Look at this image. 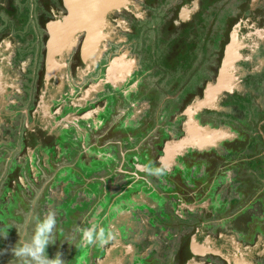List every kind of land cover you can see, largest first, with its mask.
Instances as JSON below:
<instances>
[{
  "label": "rangeland",
  "instance_id": "obj_1",
  "mask_svg": "<svg viewBox=\"0 0 264 264\" xmlns=\"http://www.w3.org/2000/svg\"><path fill=\"white\" fill-rule=\"evenodd\" d=\"M26 3H28L27 0H0V5L4 6V8H0V29L2 31L5 28L14 29L18 27V24L22 25L25 30L29 29L24 26L23 20H17L18 17L20 19L23 12L30 10ZM35 4L37 8L38 1ZM40 5L42 4L40 3ZM11 7L14 8V11L18 10L17 15L11 13ZM19 12L22 14L19 15ZM154 17L157 18V15L154 14ZM23 19H26V13L23 15ZM154 21L156 22V20ZM146 23L149 24V21ZM147 24L140 26V29L146 27V31L142 30V34L138 35L142 49L140 51L132 49L133 52L130 53V56L136 54L139 57L140 74L143 75L145 72V79L137 88L130 87L129 95L119 93V89H114L112 86L106 89V94H110L114 104L108 118L100 115L94 120L75 121L72 126H68L67 113L70 110L74 112V110L73 107L67 108L69 100L65 98L54 100L55 107L56 105L62 106V116L66 115L63 124L57 122L58 119H62V116L57 117V121H53V123L45 120L44 116L40 117L39 121L30 117V125L38 128L36 133H32L33 137L31 138L34 140L32 142L40 141L37 151L29 158L30 163L36 165V172H32L29 168V162L23 163L22 161V171L27 186H19L15 199L17 204L7 210L8 212L3 213L6 207L0 206V219L3 221L5 234L6 227L11 229L6 239H0V250L13 247L19 236L22 239L29 238L35 226L34 217H43L47 211L54 210L57 215V225L54 229L55 243L47 248L49 258H53L59 251L66 264H91L97 258L92 252L93 246L79 247L80 233L77 234V237H72L68 233L74 229L77 230L78 227H88L92 222V217L98 213L96 211L103 208L101 201L103 183L106 182L109 192L114 191V185L121 183L123 187L120 195H117L118 200L130 202L140 193L152 198L158 206L155 211L158 219L154 220V225H162L163 230L167 233L166 243H158L157 247L159 248L157 249L152 243L149 244L147 234L144 232L137 247L143 248L145 252L149 251V257L145 260L137 257L135 263L129 262V264H183L178 252L177 239L172 241V234H176V230L182 229L183 231L187 230L190 234L193 233V236H197L199 240L201 238L200 235L195 234L196 229H191L189 223L186 224V221L200 224L198 216L201 214H197L198 211L190 212L184 204L193 201L190 208L197 205V202L202 199L201 192L207 194L208 198H213L215 196L213 191L219 187L215 186L216 178L224 176V180H227L226 173L234 174L237 182L232 179L231 192H227V195L230 196L224 201L220 200L221 203L219 202V206L214 207L215 210L219 207L221 209L219 212L227 214L246 205L263 206L260 217L252 219L253 222L250 224L248 233H243L234 226V230L226 234L233 235L238 241L245 240L246 243H253L257 234L264 236V180L260 183L264 179V155L261 156L262 160L256 156L245 158V155H242L244 151L242 145H255L253 136L256 134V130L252 121L248 124L249 126H245L244 130L235 128L232 124L231 127H228L229 129L226 128L229 137L220 140L222 142L220 147L202 149L193 145L186 149L181 155L182 163L186 165L185 168L176 169L171 173L162 167V160L166 157L165 148H168L167 143L179 140L183 136L186 137L185 120H189L188 122L195 126V123H198L202 128L213 131L215 128H219L218 122H215L214 119L225 114L213 115L214 121L207 117L205 112L197 114L195 103L204 97L201 91H197L196 95L199 96L193 102H186V99L192 95L191 92L187 93L190 86L195 88L198 85V89L205 86L207 79L206 77L203 79L205 75L203 70L214 71V66L210 65L208 68V66L201 67L198 64H191L184 55L178 59L181 54H177L176 57L173 46L168 48V44L155 45V38L158 37V34L148 32ZM235 30V37H243L238 28ZM36 32L38 33V30L35 31V25H32L29 34ZM124 34L122 33V35ZM144 38L150 39V45L147 47ZM120 44H117L119 49L123 50L128 47ZM159 51H162L164 56ZM24 58L27 57L22 54L20 59ZM211 61L215 62V59H210L209 63ZM223 64L224 60L220 70L218 69L219 74ZM243 66L244 68L239 65L238 69L241 76L244 73L243 77L247 78L251 64L243 63ZM30 79L31 76L27 80ZM212 84H214L213 81L206 85L205 92ZM242 88L246 90V86ZM166 93L179 94V98H172L171 101H168V105ZM34 102H36V96L32 98V106H34ZM187 107L188 111L185 112ZM117 109L125 112V115L120 117ZM190 110H193V114L190 113ZM167 113L168 115H166ZM166 116H169L167 120ZM100 118L105 120H100ZM260 121L261 117L257 119V123ZM262 125L264 126V124ZM25 127L27 128L28 125L25 124ZM78 128H81V133L87 134V148H84L85 140L78 138ZM70 129H72L71 132H69ZM226 129L224 130L226 131ZM24 136H27V129H24ZM49 140L54 141L57 146L48 145ZM42 143L46 145L42 147ZM257 143L264 146L263 138L258 139ZM82 150L84 156H80ZM18 155H15L13 161L18 160ZM44 155L47 157L48 167H44L42 164ZM81 160L83 164H81ZM106 160L115 163L114 166L118 164V169L109 172L108 167L103 164ZM195 167L197 169H194ZM14 168L16 167L14 166ZM41 172H44L45 177H39ZM33 173H35V177H33ZM6 180L10 181L4 179L3 182L7 183ZM64 182L68 183L62 187ZM189 192H197V195L195 194L196 196L193 198ZM111 196L109 195L110 198ZM5 197V189L0 186L1 203L4 202ZM33 200L36 201L35 205L32 203ZM34 206L35 211L33 212ZM142 212L147 213L148 208H142ZM216 212L218 211H213L215 214ZM149 213L152 215L154 212L149 209ZM29 215L33 217L32 220H28ZM172 215L176 219L181 217L177 220L176 228L168 226L174 222L173 220H176L171 217ZM227 222L229 221L227 220ZM103 223V226H106L111 232L112 222L104 220ZM209 223L208 225L213 224L212 220ZM140 226L133 232L130 230V235L124 236V240L133 241L132 235L135 236L138 231L143 230L142 224ZM222 229L224 230V228ZM67 230H69L68 233ZM212 231L213 229L210 228L207 232L213 234ZM244 236L246 237L244 238ZM135 238L137 237L135 236ZM105 245H103L102 251L106 250ZM95 247L98 248L97 245ZM11 259L10 251L6 252L4 255H0V264H9ZM204 260L215 262V264H225L217 257L197 259V261ZM232 260L233 264H236L233 258ZM254 264H264V257L256 258Z\"/></svg>",
  "mask_w": 264,
  "mask_h": 264
},
{
  "label": "flooded vegetation",
  "instance_id": "obj_2",
  "mask_svg": "<svg viewBox=\"0 0 264 264\" xmlns=\"http://www.w3.org/2000/svg\"><path fill=\"white\" fill-rule=\"evenodd\" d=\"M27 1L26 4L30 10L23 14L19 12V15H22L17 20H23L24 26L29 29L35 25V31L38 30L39 35L37 32L30 35L29 29L25 30L20 24L14 29L5 28L4 31L0 29V186L4 187L5 195L9 193V186L12 184L14 176L17 178H15L17 189L19 186L24 187L21 185L20 178L25 180L22 163H9V155L10 157H15L16 154L23 156L22 158L25 159L23 163L29 162V168L32 172H36V165L30 163L29 157L25 156L31 152L35 153L40 142L33 143L32 133H36L38 128L30 125V117L35 121H39L43 116L51 123L57 121L59 110L63 112V109L62 106L56 105L55 107L54 100L65 98L69 100V105H73H67V108L74 107L73 116L79 122L94 120L100 115L108 118L114 104L110 94H106V89L112 86L114 89L118 88L119 93L129 95L130 87L137 88L143 82L145 72L143 75L140 74L139 57L136 54L130 56V53L132 54V49H136V51L142 49L138 35L142 34V30L146 31V27L140 29L142 24H147L146 21H149L150 24H147L148 32L158 34V37L155 38V45L168 44V48L173 46L176 57L177 54H181L178 58L181 59L184 55L191 64H198L201 67L208 66V68L210 65L214 66V71L203 70L205 73L203 79L205 77L207 79L205 86L200 89H198V85L195 88L190 86V89L187 90V93H192L186 99L187 103L193 102L199 96L196 95L197 91L204 94L199 102L204 100L206 85L211 81L214 83L217 81L218 69L220 70L222 62L226 58L228 46L236 34L235 29L238 28L239 33L243 37L246 36V42L242 44V59L237 64V68L239 65L244 68V63L251 64V70L247 78L243 77L244 73L241 76L239 69L236 71L238 78H241V91L226 93L219 99L216 107L200 109L199 112H205V115L212 121L218 122V129L207 130L211 133L209 137L217 135L221 137V140L229 137V133H226L228 127L234 125L235 128L244 130L245 126H249L248 124L252 121L256 130V134L253 136L255 145H242L244 150L242 155H245V158L256 156L259 160L263 159L261 156L264 155V148L262 149L264 146L256 144V141L261 137L264 140V126L262 125L264 124V0H129L126 6L111 11L105 18L104 27L99 32L102 36L96 34L99 44H97L95 54L88 58L85 57L88 32L82 31L68 44L64 53L56 57L57 62L53 65H50L48 60L50 27L54 24L67 22L70 17L67 0ZM37 1L39 4L36 8L35 2ZM0 8H4V6L0 5ZM11 13L17 15L18 10L14 11L13 8ZM25 13L26 19H23ZM154 14L157 15V18L154 17ZM119 33L121 36H118ZM122 33H125L124 35H127L129 39ZM144 42L146 47L150 45L149 38H144ZM119 43L128 47L123 50L119 49L117 47ZM159 53L163 55L162 51ZM169 53L171 54V51ZM22 54L27 58L20 59ZM210 59H215V62L209 63ZM117 63L128 64L130 68L127 71L121 69L119 72L117 69V75L114 76L111 69ZM29 76L31 79L27 80ZM243 86H246V90L242 88ZM35 96L36 102L32 106V98ZM53 97L55 98L53 99ZM72 97L74 99H71ZM172 98L178 99L179 94L166 93L167 103ZM49 105L52 106L49 114L45 116L43 113L42 115V108ZM116 111L120 113V117L125 113L119 109ZM222 113L225 115L213 118V115ZM168 117L166 116L165 119L167 120ZM259 117H261V121L257 123ZM57 122L61 123V119H58ZM25 124L28 125L27 128ZM24 129H27V136H24ZM78 137H81L80 134ZM220 143L222 142L217 141L206 144V147L202 145L198 147L202 149L216 148L220 147ZM47 144L52 146L54 141L49 140ZM45 145L42 143V147ZM79 163L81 162L79 161ZM183 166L186 167L184 163ZM33 177H35V173H33ZM225 178L227 180H224V176L216 178L215 186L219 187L213 191L215 194L213 198L209 197V199L207 194L201 192L202 199L196 205L199 207L196 213L201 214L198 216L199 227L206 228L208 231L211 228L208 226L211 220L213 222L218 219H226L230 220L229 222L233 221V224L240 223V226L236 227L243 233H248L250 224L253 222L252 219L260 217L262 214V205L261 207L258 204H254L252 207L246 205L247 207L243 206L227 214L221 212L215 214L202 207L208 202L212 205L219 204L220 200L224 201L230 196L227 195V192H231L232 179L235 182L237 180L234 178V174L230 173H226ZM4 179L10 181L6 180L7 183H4ZM25 185L27 186L26 180ZM189 194L194 198L197 192H189ZM16 195L11 203L13 205L17 204ZM188 223L191 229H195L194 225L198 224L186 221L187 225ZM233 227L229 228L228 233L234 230ZM174 235L177 238L179 253L183 252L188 242L194 238L193 233L190 234L187 230L183 231L182 229H179ZM229 236L233 235L229 234ZM210 257L202 256L200 258ZM237 264L244 263L239 260Z\"/></svg>",
  "mask_w": 264,
  "mask_h": 264
},
{
  "label": "crops",
  "instance_id": "obj_3",
  "mask_svg": "<svg viewBox=\"0 0 264 264\" xmlns=\"http://www.w3.org/2000/svg\"><path fill=\"white\" fill-rule=\"evenodd\" d=\"M243 38L244 40L242 41L245 43L246 36ZM241 51H239L240 60L242 59ZM240 60L237 62L238 64L240 63ZM129 68L130 67L128 66V64L122 63L121 65L117 63L114 65V68L111 69V73L114 76H116L117 69L119 72L121 71V69L122 71H127ZM54 98L55 97H53V99ZM71 99H74V97H72ZM51 107L52 106L49 105L47 107L45 106V108H42V115L43 113L45 116L49 114ZM73 110L75 112L74 107H73ZM74 112L70 110V112L67 113L69 117L67 119L68 126H72L73 122L75 121L77 122V120L73 116ZM123 115H125V113H123ZM61 116H62V110H59V117ZM65 116L66 115L62 116L61 123L59 124L64 123ZM185 122L187 123V121ZM195 124L196 126L194 124L192 125V127L194 128L193 130L195 131L196 129L197 130L199 129L198 131H201L202 130L201 126L198 123H195ZM70 130L69 132H71ZM186 131L187 129L185 128V135H186ZM78 132L81 136L80 139L85 140L84 148H87L86 147L87 146L86 145L87 134H84V132L81 133V128H78ZM207 133L208 135L211 134L210 132H207ZM189 136H190L189 133H187L186 137L183 136L184 138L181 137L179 140L169 141L167 143L168 148L167 147L165 148L166 157L163 158L162 160V164H163L162 167L165 170L170 171L172 173L176 169L185 168V166H183V163H182L181 155L186 151V149H188L192 145V142L188 141ZM89 144L91 145V143ZM53 146L56 147L57 145L54 144ZM32 153L34 154V152H31V153H28L26 155L24 154V155L30 158L32 156ZM80 154H81L80 156L84 155L83 150L81 151ZM174 154L175 156L171 158V156ZM22 157L18 156L17 157L18 160L16 159L13 161L14 157H10L9 155L8 160H9V163H12V162L22 163V161L24 162L25 160ZM118 162L120 163L119 160ZM42 164H44V167L46 166L48 167L47 157H45V155L44 157H42ZM103 164L108 167L109 172L116 171L118 169V164L114 166L115 163H111L108 160H106V162ZM194 169H197V167H195ZM40 176L42 178L45 177L44 172H41L39 177ZM15 178L16 177L14 176L12 180V184L9 186L10 187L9 193L6 194L4 202L3 203L0 202V206L6 207L3 210V213L5 211L8 212L7 210H10V208L13 206V204H11L14 200L13 197L14 195L18 194L17 183H16L17 178L16 179ZM20 179L22 181L21 185L25 187L26 186L25 180L22 178ZM67 183L68 182H64V184H62V187H65ZM119 184L120 185L118 184L114 185V191L109 192V188L106 186V182L103 183L104 187L102 188L103 192H102V199H101L103 208L96 211L98 212L97 213L98 215L96 214L95 217H92V222L93 221L98 222L100 225L103 226L104 220H107L109 222L111 221L112 224L110 227L112 228L111 233H112L113 238L105 245L106 247L105 251H102L103 246H98V248H96L95 245H93L91 249H94L92 252L95 253L97 258L95 259V261H92L91 264H129V262L135 263V259H137V257L140 258L141 260L147 259L149 257L150 252L149 251L145 252L143 248L137 247V244L144 232L147 234L149 244L152 243V245H154L157 249L159 248L157 247L159 245L158 243L160 242L166 243L165 242L167 238L166 231L163 230L162 225H159V226H157L156 224L154 225V220L158 219V216L155 213L156 209L158 208L156 201H154L152 198L148 196L142 195L141 193L140 195H136V197H133L130 202L129 201L124 202L122 199L118 200L117 195H120L121 188L123 187L121 183ZM109 195L110 196L112 195L111 198L109 197ZM191 204L192 203H186L184 204V206H187L190 212L198 211L199 207L195 205L194 207L190 208ZM216 206H219V204L212 205L210 202H208L207 205L202 206V207H205V210H208L210 212H213V211L219 212L221 209H219L218 207L217 210H215L214 207ZM142 208H148V212L147 213L142 212ZM149 209L154 212L152 215L151 213H149ZM244 210H247V209H244ZM34 211H35V206H34L33 212ZM171 217L174 218L173 215ZM179 218L178 219L174 218L176 220H173L174 222L170 223L168 226L170 228H174V227L176 228V223H177V220H179ZM1 220L2 219H0V228H3L5 230V227H3V223ZM225 222H227L226 219H222V220L218 219L216 221H213L212 225H208V226H211V228L213 229L212 231L213 234L208 233L206 231V228L199 227V224L194 225L193 228L196 229V232H197L196 235L198 236L200 235L201 238L199 240L197 236H194V238H192L193 240L191 239V241L188 242L186 249L180 253V260H183V264H215V262L211 263V262H208L207 260L198 262L197 259L202 256L217 257L226 264H233L232 258L235 260L236 264H237V261L239 260L242 261L244 264H254L256 258L264 257V236H262L261 234H257L255 241L253 243H250V242L246 243L245 240L238 241L236 237L229 236V234H226V233H228L229 228H232V226H237V227L240 226V223L233 224L234 223L233 221L227 222V223ZM141 224H142L143 230L138 231V233L135 234L137 238H135V236L132 235L134 237L133 241L124 240L126 236L130 235V230L132 232L135 231L137 228L141 227L140 226ZM202 226L205 227V225H202ZM222 228H224V230ZM68 231L69 230H67L66 232L68 233ZM176 231H179V229ZM8 232H11L10 228ZM214 232H216V235H214ZM78 233L79 232L76 229H74L70 231L68 234H70V236L72 237H77ZM172 237H173L172 241L177 239L176 235L174 234H172ZM193 241H195L194 244H196L197 246L196 252L194 253L192 250ZM99 254H103V255H99ZM158 257H160L159 254H158Z\"/></svg>",
  "mask_w": 264,
  "mask_h": 264
},
{
  "label": "water",
  "instance_id": "obj_4",
  "mask_svg": "<svg viewBox=\"0 0 264 264\" xmlns=\"http://www.w3.org/2000/svg\"><path fill=\"white\" fill-rule=\"evenodd\" d=\"M128 3L129 0H67L70 11V17L67 22L64 24H54L50 27L51 39L48 44V60L50 65L56 64V57L64 53L68 44L82 31L88 32L87 51L86 49L84 51L85 57L88 58L95 54L99 42V40H97V35L100 36L99 32H101L104 27L105 18H107L111 11L126 6ZM242 40H244L243 37L239 39L234 36L232 43L228 46L226 58L217 81L208 87L205 99L195 103L197 108V111L195 110L196 113H198L200 109H211L216 107L219 99L226 93L241 91V78H238V75H236V71L238 70L236 64H238L237 62L240 60L239 51H241L243 47L242 44L244 43ZM186 111H188V107L185 112ZM192 112L193 110H190L191 114H193ZM188 121L186 123V136L187 133H189L190 136L188 141L192 142L191 146L202 145L206 147V144L216 143L221 140V137L217 135L209 137L207 133L208 130L205 128L201 127V131H198L199 129L194 131L192 127L193 124H190ZM174 156L175 154L172 155L171 158ZM194 242L195 241L192 242L193 253L196 252L197 248Z\"/></svg>",
  "mask_w": 264,
  "mask_h": 264
},
{
  "label": "clouds",
  "instance_id": "obj_5",
  "mask_svg": "<svg viewBox=\"0 0 264 264\" xmlns=\"http://www.w3.org/2000/svg\"><path fill=\"white\" fill-rule=\"evenodd\" d=\"M33 205L36 201L33 200ZM33 217L29 215L28 220ZM35 226L31 236L22 239L19 236L16 244L10 249L0 250V255L6 252L11 253L12 259L9 264H66L62 258V254L57 251L53 258H49L47 248L55 243L54 229L57 225V215L54 210H49L43 217H34ZM9 228L5 230L0 228V239H6ZM80 233L79 247L88 248L89 246H103L111 240L112 233L108 231L106 226L93 221L88 227H78ZM76 247V245H74Z\"/></svg>",
  "mask_w": 264,
  "mask_h": 264
},
{
  "label": "bare ground",
  "instance_id": "obj_6",
  "mask_svg": "<svg viewBox=\"0 0 264 264\" xmlns=\"http://www.w3.org/2000/svg\"><path fill=\"white\" fill-rule=\"evenodd\" d=\"M99 44V43H98ZM86 51H87V49H86ZM89 51V50H88Z\"/></svg>",
  "mask_w": 264,
  "mask_h": 264
}]
</instances>
